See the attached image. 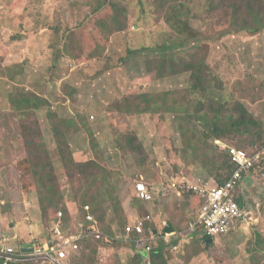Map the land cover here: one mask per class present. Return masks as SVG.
Returning <instances> with one entry per match:
<instances>
[{
	"label": "rangeland",
	"instance_id": "1",
	"mask_svg": "<svg viewBox=\"0 0 264 264\" xmlns=\"http://www.w3.org/2000/svg\"><path fill=\"white\" fill-rule=\"evenodd\" d=\"M101 1L116 2L125 9L127 18L118 19L123 30H116L117 24L108 7L99 12L98 19L95 13H91ZM185 1L186 9L181 10L179 18L185 31L179 36L177 32L161 29L167 9L162 0H0V181L5 192L0 194V201L8 202L14 197L20 200L24 195L29 200L37 198L36 194L21 191V178H29L32 169L17 170L18 164L24 166L25 159L21 126L26 124L30 127L31 123H36L41 132V139L38 140H43L42 149L49 155V164L53 165L47 172L54 169L66 205H70L72 214L77 213L78 205L73 202L74 187L67 176L57 139L53 137V119L50 116L56 114L61 124L70 125L68 134L71 135L67 143L74 160L84 164L96 161L104 166L109 171V189H116L122 200L121 213L104 201V194H97L102 181L95 185L86 183L84 192L87 193L88 205L96 210V217L103 218L102 232L110 236L109 242L102 240L100 246L96 244L89 249L88 264H95L97 260L129 264L135 250L126 240L123 230L127 224L147 217L153 220L144 221V227L154 223L151 226L163 233L176 228L187 232L190 238L182 244V250L179 246V251H175L179 241L170 240L173 248L167 252L168 264H227L225 255H221L225 249L223 238L208 244L203 228H199L195 235L189 231L198 220L197 212L203 205L201 198L189 195L185 202H177L170 193L168 199L158 197L150 206L137 204L133 199L131 185L136 183L139 175L150 186L179 173H183L181 176L186 179L200 177L213 180L219 177L217 172L209 171L213 151L202 147L207 132L195 125L196 118L189 120L193 123L192 129L199 135L197 147L191 148L183 139L173 115L128 114L120 108L119 101L127 95L155 94L185 87L188 83L186 73L150 79L145 68L147 60L151 62V58L165 53L182 54L188 45L194 43L186 44L190 38L186 36L189 29L200 32V38L206 41L207 37L217 36L227 25L216 26L218 13L204 10L203 0H181ZM167 13L171 17V12ZM210 24L214 26H207ZM226 34L212 42L211 51L216 61H224L222 74L229 87L226 94L242 97L264 128V31L260 34ZM165 41L169 46L162 47ZM142 46L152 47L146 52L129 53V49ZM155 49L158 52L150 51ZM14 87L45 100L46 105L34 111L35 114L29 112L31 109H24V115H20L7 96ZM83 121L89 123L96 140L80 132ZM129 133L143 144L146 161L140 159L139 152L128 150L126 144L122 151L118 148L117 143ZM230 142L236 146L240 143L238 140ZM250 143L248 147L254 145ZM247 149L253 151L252 148ZM3 151L8 152L11 159H3ZM8 167H11L12 176L5 173ZM213 182L216 183V180ZM243 192V205L252 215L248 221L241 222L243 226L238 232L244 237L241 242L239 238L235 240L242 247L232 255L243 259L248 254L250 264L264 263V181L260 173L246 176L239 194ZM131 217L136 220L131 221ZM109 231L112 235L107 234ZM145 233L150 235L146 230ZM96 249L98 251L93 256Z\"/></svg>",
	"mask_w": 264,
	"mask_h": 264
},
{
	"label": "trees",
	"instance_id": "2",
	"mask_svg": "<svg viewBox=\"0 0 264 264\" xmlns=\"http://www.w3.org/2000/svg\"><path fill=\"white\" fill-rule=\"evenodd\" d=\"M97 7L93 9L91 13H95L96 18L100 17L104 7H108L111 10L114 23L116 22V30H123L124 27L118 22V19L127 18L125 9L119 6L116 2L101 1ZM163 4H166V11L171 12V17L165 11L164 18L161 23V29L177 32V35L182 36L184 34V23L180 18L181 10H185L187 1L181 2V0H162ZM202 7H206L204 10L212 14L218 13V23L226 25L222 27L217 36H210L203 41L200 38V32H194L189 29L186 36H189L187 43L194 42L193 45H188L185 51L180 53H165L161 57H153L147 64V75L152 80L164 79L168 76H176L179 74H188V83L183 88L164 90L159 93H137L130 96H124L120 102L121 111L128 114H170L174 116L178 128L183 133V139L185 138L191 148H196V141L198 139L197 131L192 129L193 123H190V119L196 118L195 125L199 126L201 131L207 132V137L204 136L202 147L213 151V157L210 161L212 165L209 169L210 172H217L218 179L216 183L224 185L232 177L234 171L238 168L231 158L230 151L224 150L221 143L230 146L238 147L245 150L250 156H254L257 153H262V159L256 163L252 169V173H260L262 181H264V128L263 124L256 120L252 115L247 105L242 100V97H236L233 93L229 95L226 92L229 91L228 84L225 77L222 74L223 60H215L212 57L211 51L213 49L212 42L222 39L226 36V32L239 33L249 32L251 34H260L264 31V0H203ZM230 8L232 12L230 13ZM220 14H222L220 16ZM216 16V15H215ZM213 24L207 25L211 26ZM177 26L178 28H175ZM214 26V25H213ZM181 29V30H179ZM170 34V33H169ZM172 34V33H171ZM208 39V40H207ZM209 41V42H208ZM168 41L161 44L162 47L167 45ZM152 46H142L135 49H129V53H141L146 52ZM162 47L159 49L161 50ZM154 48V47H153ZM157 50V51H156ZM158 52V49L150 50ZM229 57L232 56L229 54ZM236 57V55L234 56ZM234 62H232L233 64ZM9 73L7 72V76ZM15 80L14 76L10 77ZM157 78V79H156ZM12 80H10L12 82ZM7 96L10 98L20 115H24V109L30 110L29 112L35 114L41 107L46 105L45 100H40L37 96H31L30 93L24 92L18 87L10 90ZM35 111V112H34ZM28 114V112H26ZM25 114V115H26ZM53 119L51 126L53 130V137L57 139L58 149L62 157L63 164L67 170V176L69 178L71 186L74 187L73 195L74 200L78 205L77 213L72 214L70 205H66L65 197L61 194V188L57 184V177L54 169L47 172V169L53 165L49 164L48 153L42 149L41 132L38 128V124H32L28 127L26 124L21 126L23 146L25 148V159L24 166L18 164L17 170L20 168L32 169L30 177L25 180L21 178L22 192L25 194H36L38 204L41 208L42 218L44 225L49 230L50 234L54 229L53 225L58 217L59 212L64 213V223L73 231L78 227L80 223H85L88 227L90 224L86 221L85 207L88 205L87 193L84 192L86 183L95 185L102 181V184L97 189V194H104V201L110 203L109 206L114 210L123 212L121 204V196L118 195L116 189H109L110 178L108 180L109 171L104 168L101 164L96 161L89 163H77L73 158V153L67 142H69L68 129L70 125L61 124L59 119H56V114L50 116ZM76 120V119H73ZM70 121V122H73ZM80 125V132H83L85 137L94 139V133L92 128L86 121ZM0 122V128H1ZM35 126V129L33 128ZM196 129L198 130L199 128ZM203 129V130H202ZM202 133V132H201ZM201 135H204L203 133ZM3 139V134L1 135ZM67 136V137H66ZM230 140H238L239 145H234ZM185 141V140H184ZM252 142L251 147H248ZM254 141V142H253ZM128 147V150L137 151L141 154V160L146 161V156L143 155L144 149L143 144L138 141L134 134H126L121 141L117 143L118 148H124V145ZM212 147H211V146ZM247 148H252L253 151H249ZM205 149V150H206ZM125 151V150H123ZM127 152V149H126ZM170 152V151H169ZM172 155V154H171ZM145 168V167H144ZM226 172L225 174H223ZM181 174H175L169 176L170 179H181ZM225 178H222L223 176ZM250 174H245V176ZM166 178V179H168ZM32 180V181H30ZM144 182L154 197L159 191L152 190L151 186L146 182L143 176L139 175L136 180L137 182ZM165 180L161 183L164 184ZM136 183H133L132 191L134 194V201L140 204L150 206L155 202L146 203L139 199L136 192ZM183 194L189 196V192L182 191ZM191 196V195H190ZM81 198V199H80ZM84 203H82V202ZM238 201L241 204L244 203L245 198L243 196L238 197ZM134 202V203H135ZM92 206V205H91ZM109 209V207H108ZM95 209L91 207V214L95 216L98 228L102 231L103 218L100 219L95 215ZM144 219V218H142ZM154 223H150L145 226V230L148 232L151 229L157 230L152 227ZM127 226V225H126ZM125 226V228H126ZM124 228V235L126 231ZM108 235H112L111 231L107 232ZM139 238L137 234H131L128 239L133 246L135 255L129 264H148V256L144 257V248L137 249L136 240ZM208 243L207 236L205 237ZM102 241L96 240L95 238L82 239L75 245V252L72 255V264H88L89 249H92L96 244L101 245ZM172 246H167L165 243H161L160 247L154 249L150 255V261L152 264H168L167 252L172 250ZM98 249L93 252V256L97 253ZM92 254H90L91 256ZM87 256V258H86ZM92 262V261H91ZM263 262V261H262ZM260 262V264H264ZM18 264H35L34 262L29 263H18ZM94 264V263H91ZM95 264H111L110 262H104L97 260ZM254 264V263H253Z\"/></svg>",
	"mask_w": 264,
	"mask_h": 264
},
{
	"label": "built area",
	"instance_id": "3",
	"mask_svg": "<svg viewBox=\"0 0 264 264\" xmlns=\"http://www.w3.org/2000/svg\"><path fill=\"white\" fill-rule=\"evenodd\" d=\"M224 150L230 151L231 158L238 168L234 171L232 177L224 185L214 183L208 178L196 179H165L164 186L168 190L182 192L187 191L190 195H195L201 198L203 205L199 209L198 221L191 227V233L196 234L199 228H203L206 235L210 239H217L229 236L235 230L238 223L248 221L251 219V213L247 207L241 205L238 201L239 190L245 182V174H251L252 169L257 166L262 159V153H257L250 156L245 150L238 147H230L221 143ZM264 169V167H263ZM136 192L141 201L149 203L154 200V195L144 182L136 183ZM86 221L90 223L89 227L84 224L79 225V230L74 233H68L63 227V213L60 212L58 220L54 225L52 240L46 247L38 246L31 254H24L20 257L13 253L2 251L0 252L3 258L2 264H18L37 262L39 264H71V257L75 252V245L82 239L95 238L99 241L109 242L110 238L102 233L97 226L95 216L91 214V207H85ZM153 220L147 217L143 220L138 219L136 222L129 223L126 228V237L131 234H137L139 238L136 240L138 246H144L147 252L152 253L154 248H157V240H163L168 245L178 236L175 234L163 235L159 233L158 236L153 234V237L146 239L144 230V221ZM168 228V226L166 227ZM171 241H168V240ZM178 240V239H176ZM5 239V242H8ZM145 243V244H144ZM173 243V242H172ZM154 245V247H153ZM175 251H179V246L175 247ZM149 264H152L149 260Z\"/></svg>",
	"mask_w": 264,
	"mask_h": 264
},
{
	"label": "crops",
	"instance_id": "4",
	"mask_svg": "<svg viewBox=\"0 0 264 264\" xmlns=\"http://www.w3.org/2000/svg\"><path fill=\"white\" fill-rule=\"evenodd\" d=\"M1 157L5 160L11 159L10 154L6 151H3ZM14 158L16 157L14 156ZM10 168L11 167H8V169L5 172L8 176H12ZM2 170L3 168H1V171ZM0 185H1L0 194L3 193L4 195L5 192H3L2 190L4 184L2 183V181H0ZM151 188L154 191H159L158 193H156L154 200L155 199L157 200L158 197H161L163 199H168L170 193H173L171 196L174 195V197L178 200L177 202H182V201L185 202V198L187 197V195L183 194V192L168 190L169 188L164 186L163 183L161 182L152 185ZM13 199L14 200L11 199L8 202L4 200L0 201V252L7 251L20 257L21 255L28 254L30 250H34L38 246H47L52 236H50L51 234L49 230L44 225L42 212L40 210L37 198L34 200L33 199L29 200V197L24 195V197L21 198L20 200L15 199V197ZM197 213H199V211ZM132 220L135 221L136 219L131 217V221ZM242 226H243L242 223H238L233 233H231L229 236L222 237L224 239L223 243L225 249L223 250L225 253L223 254V250H222L221 255H225L226 258L225 260L227 264H250L248 254L243 259H239L238 256L232 255V253L236 252L235 250L238 251L237 248H239L240 250L242 247L241 243H238V240H235L239 238L241 242L242 238L244 237V234H242L240 231L238 232V230ZM151 230L154 231V233H151L149 236L146 233L147 236L146 239H150L151 237H153V234H155V236H158L159 233L160 234L163 233L160 231V229L158 230L151 229ZM168 234L169 235L175 234L178 237L174 239H181V241L177 243V245L181 246V250H182V244L187 243L188 239H190L188 238L187 232L185 233L183 230L180 232L176 228H170L166 230V233H163V235H168ZM5 239H8L9 241L5 242ZM127 239L128 238L126 237V240ZM157 241L158 244H155V246L157 245V248L160 247L161 243H165L167 246H172V244L168 245L166 242L162 240H157ZM168 241H170V239ZM235 242L237 244H235ZM137 247H138L137 249H141L144 248L145 245L144 246L137 245ZM135 251L138 252V250ZM145 252L147 253L146 256L149 257L150 253L147 252V250H145ZM2 256L3 255L0 254V264L3 263ZM244 260L246 261L244 262Z\"/></svg>",
	"mask_w": 264,
	"mask_h": 264
},
{
	"label": "clouds",
	"instance_id": "5",
	"mask_svg": "<svg viewBox=\"0 0 264 264\" xmlns=\"http://www.w3.org/2000/svg\"><path fill=\"white\" fill-rule=\"evenodd\" d=\"M214 180V179H213ZM243 194H244V192L240 195L239 194V196L241 197V196H243ZM155 198V197H154ZM240 202V201H239ZM241 203V202H240ZM242 206H245V205H243V204H241ZM87 206H89V205H87ZM62 212V211H61ZM60 213V212H59ZM59 213H58V215H59ZM63 213V212H62ZM58 220V217H57V219H56V221ZM56 221L54 222V225H55V223H56ZM198 221V220H197ZM196 221V222H197ZM62 222H63V227H64V229L68 232V233H70V234H74V233H76L78 230H79V225L80 224H84L85 225V227L87 228V226H86V224L85 223H80L79 225H78V227L76 228V229H74L73 231H71L70 230V228H69V226L66 224L65 225V223H64V213H63V218H62ZM90 224V223H89ZM54 225H53V227H54ZM128 225V224H127ZM90 226V225H89ZM88 226V227H89ZM54 230V229H53ZM53 230H52V232H51V235L50 236H52L53 235ZM145 230V229H144ZM190 232H191V229H190ZM103 233V232H102ZM151 233H154V231H150V234ZM198 233V232H197ZM196 233V234H197ZM195 235V234H194ZM125 236V238H126V235H124ZM207 235H206V232H205V230H204V238L206 237ZM128 238V237H127ZM208 238V237H207ZM50 240V239H49ZM51 240H52V238H51ZM50 240V241H51ZM213 240H215V239H210V238H208V244H212L214 241ZM127 241H129V239H127ZM178 241L180 242L181 241V239H178ZM210 242H212V243H210ZM177 246H179V245H177ZM42 247H46V246H42ZM172 247H173V245H172ZM145 249V248H144ZM155 249V248H154ZM34 252V250H32V251H30L28 254H31V253H33ZM27 253V252H26ZM71 259H72V257H71ZM148 260H150V256H149V258H148ZM34 263L35 264H39V263H37V262H35L34 261ZM71 264H72V260H71Z\"/></svg>",
	"mask_w": 264,
	"mask_h": 264
},
{
	"label": "water",
	"instance_id": "6",
	"mask_svg": "<svg viewBox=\"0 0 264 264\" xmlns=\"http://www.w3.org/2000/svg\"><path fill=\"white\" fill-rule=\"evenodd\" d=\"M29 251V250H28ZM30 251H32V250H30Z\"/></svg>",
	"mask_w": 264,
	"mask_h": 264
}]
</instances>
